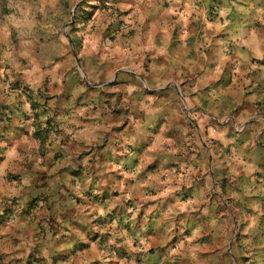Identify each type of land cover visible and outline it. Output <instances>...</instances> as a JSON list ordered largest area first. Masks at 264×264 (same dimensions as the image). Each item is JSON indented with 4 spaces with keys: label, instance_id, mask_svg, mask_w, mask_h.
Here are the masks:
<instances>
[{
    "label": "crops",
    "instance_id": "0c3cea01",
    "mask_svg": "<svg viewBox=\"0 0 264 264\" xmlns=\"http://www.w3.org/2000/svg\"><path fill=\"white\" fill-rule=\"evenodd\" d=\"M121 6L134 28L148 30L142 44L134 40L141 55L152 49L141 77L119 73L102 98L66 77L64 91L46 100L6 86L0 74V264H231L248 237L251 254L264 261V105L243 86L230 98L222 85L216 91L225 67L199 55L212 40L222 46L232 7L213 18L209 0ZM230 76V88L247 78ZM217 95L238 103L213 105ZM113 118L121 127L115 134ZM88 144L99 148L83 152ZM248 201L262 214L250 219L255 229L247 225Z\"/></svg>",
    "mask_w": 264,
    "mask_h": 264
},
{
    "label": "rangeland",
    "instance_id": "374dc122",
    "mask_svg": "<svg viewBox=\"0 0 264 264\" xmlns=\"http://www.w3.org/2000/svg\"><path fill=\"white\" fill-rule=\"evenodd\" d=\"M209 5L210 16L213 18L219 17L220 14L216 12L223 6L232 7L230 13L224 15L231 20L227 21L226 28L229 32L227 38L222 40V46L212 40L211 44H204L199 49L200 57H209L211 66L222 64L225 67L221 79L213 88L217 91L222 85V89L228 92V96L225 93L226 97L230 98V95L236 90L240 91L243 86L246 96L256 94V98H253L255 105H264V0H209ZM129 17L126 7L121 6V0H0L2 83L10 88L19 86L27 91L41 93V97L47 100L53 90L64 91L67 86L66 77L70 81L71 77H75L77 84L80 81L83 85L86 84L90 92L99 91V98L107 96L104 89L116 84L119 73L136 72L141 77L144 70L149 71L152 49L141 55L134 41L136 37H140L139 44H142L148 39V30L134 28ZM174 32L179 37L180 32ZM160 33L157 31V34ZM156 45L158 48L161 45L158 39ZM171 48L175 52L181 46L176 45L175 40ZM135 49L138 52H134ZM135 53H139L137 59ZM234 71L247 78L238 77V86L230 88V75ZM59 76L61 78L58 79ZM142 85L148 87L151 84L144 80ZM161 86L164 88L165 84L161 83ZM146 90L148 93V88ZM162 90L157 89L151 93L159 94ZM241 96L242 93L235 95ZM177 101L183 105L180 96ZM237 103L219 95L213 105ZM109 108L110 111L115 110L114 105H109ZM112 114L115 117L116 110ZM136 118L140 121H135L134 125L139 129L141 118L138 112ZM112 121L115 123V134L120 131V121L114 118ZM235 128V132L239 133L244 131L245 126L237 124ZM59 129L57 126L52 131L59 132ZM34 134L38 136L39 131ZM95 148L99 147L88 144L87 150L84 149L83 152ZM80 158L75 157V162L80 161ZM97 159L85 158L84 165L88 169ZM50 160L47 159V166L53 165ZM54 160L62 162L64 158L55 156ZM15 199H12L13 202ZM32 205L33 202L28 203L24 210H29ZM255 205L258 204L248 201L245 206L248 226L252 225V217L262 215ZM11 214L10 209L5 212L7 221L11 220ZM255 227L256 224L251 229ZM240 236V230L234 227L233 243L239 242ZM253 251L251 238L244 239L237 252L233 251L231 264H263L264 261L262 263L253 257Z\"/></svg>",
    "mask_w": 264,
    "mask_h": 264
}]
</instances>
